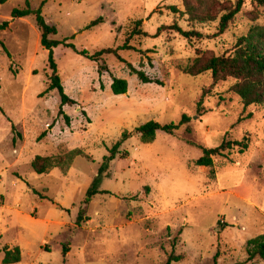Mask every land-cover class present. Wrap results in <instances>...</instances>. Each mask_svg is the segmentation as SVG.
<instances>
[{"label": "rangeland", "instance_id": "1", "mask_svg": "<svg viewBox=\"0 0 264 264\" xmlns=\"http://www.w3.org/2000/svg\"><path fill=\"white\" fill-rule=\"evenodd\" d=\"M30 1L58 28L51 38L91 54L126 48L98 60L54 48L65 92L77 101L60 113L58 90L46 93L52 71L36 15L12 18L26 0H0V26L8 21L0 29V264L16 246L22 260L13 264H166L172 253L182 257L175 264H264L247 253L248 240L264 234V108H245L234 78L180 68L198 53H233L239 37L264 26V6L244 0L219 33L220 18L193 20L185 0ZM175 24L202 36L189 40ZM130 64L158 83H144ZM114 78L128 81L127 93L112 92ZM184 115L189 122L151 142L136 131ZM124 132L121 154L109 160ZM245 136V153L237 147L212 167L196 165L203 148ZM38 155L51 157L43 174L32 167ZM104 164L100 189L108 192L86 204Z\"/></svg>", "mask_w": 264, "mask_h": 264}, {"label": "trees", "instance_id": "2", "mask_svg": "<svg viewBox=\"0 0 264 264\" xmlns=\"http://www.w3.org/2000/svg\"><path fill=\"white\" fill-rule=\"evenodd\" d=\"M47 0L43 1V4ZM259 5L264 6V0H253ZM244 0H237L235 3L228 2L222 3L219 0H185V6L190 13L193 20H199L200 22L214 21L220 18L219 21V33H224L229 28L231 22L235 19L237 14L241 11ZM42 4V6H43ZM174 11H177V7H172ZM36 15V23L41 31V44L44 48L49 50V66L52 71L49 87L46 89V93L52 90H58L61 97L60 113H63L62 106L66 104H75L77 101L71 98L64 89V85L61 80V76L58 72V64L55 59L54 48L64 45L75 50L77 53L84 55L91 60H98L104 54H116L118 56V50L120 48H105L94 54H91L87 49L79 50L75 44L68 42V39L59 40L51 38V35L58 33V28L55 25L50 24L45 19L42 12V7L33 9L31 7V1L26 0L25 8L16 7L12 10V18H23L29 15ZM102 22V17L90 22L87 28L98 25ZM142 21H138L137 25L140 26ZM8 25V21L4 22L0 29H5ZM180 32L187 39L191 40L195 37H201L202 33L195 30L185 31L179 25L175 24L172 27ZM135 33L139 32L138 28ZM125 46V45H124ZM133 48V47H130ZM133 71L144 82H157L151 80L144 71L133 67L130 64ZM185 73L192 76H199L207 72H211L215 82L225 80L227 78H234L236 82L232 85L231 90L237 94L244 104L245 108L252 106H261L264 108V26H253L249 32L239 37L234 52L229 55H216L214 53H198L190 63L186 66L180 67ZM161 84V83H160ZM129 83L123 78H114L111 89L114 94H125L128 91ZM66 119L69 123V117L66 115ZM190 118L187 115L182 117L179 124L168 123L162 124L156 120H150L136 128V131L141 134L144 142H151L155 139L159 130L165 131L169 134L176 132L182 125L189 122ZM128 132H124L122 139L119 140L111 149L109 160H113L117 154L120 153V146L127 139ZM252 141L250 136H245L242 140H229L225 139L224 142L216 148H203V155L196 160V165L212 167L214 164L215 156H224L227 152L232 151L235 148H239L240 153H245L251 145ZM126 153H122L124 155ZM51 157L38 155L32 162V167L38 174H43L51 166ZM106 164H104L98 175L93 179L90 187L87 190L85 203L88 204L92 201L93 197L99 193H106L108 191L101 190L100 185L102 178L106 172ZM82 214V213H81ZM82 215H80L81 218ZM1 237V235H0ZM248 259L254 260L260 258L264 261V234L251 238L247 242ZM180 255L172 253L166 264H175L181 260ZM22 260V253L19 246L14 248L6 247L4 249V264L18 263Z\"/></svg>", "mask_w": 264, "mask_h": 264}]
</instances>
